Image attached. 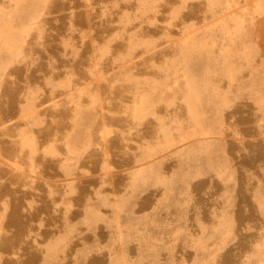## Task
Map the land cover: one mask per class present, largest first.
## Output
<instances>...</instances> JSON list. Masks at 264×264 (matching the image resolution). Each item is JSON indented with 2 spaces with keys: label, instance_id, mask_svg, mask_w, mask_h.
I'll return each mask as SVG.
<instances>
[{
  "label": "rangeland",
  "instance_id": "obj_1",
  "mask_svg": "<svg viewBox=\"0 0 264 264\" xmlns=\"http://www.w3.org/2000/svg\"><path fill=\"white\" fill-rule=\"evenodd\" d=\"M16 1L2 20L8 29L0 42V100L8 88L11 95L26 92L18 107L24 123L18 137L34 153L36 133L45 129V116L38 107L41 94L45 89H66L75 84L72 69L76 63L63 62L66 72L62 77L45 75L33 82L8 77V69L43 65L41 56L30 59L28 49L40 41L46 1ZM211 2V16L200 21L204 26L178 25L168 41L170 54L159 66L160 81L146 80L130 94L123 112L129 119V132H138L144 120H150L154 129L146 148L130 164L116 169L104 166L101 170L100 177H123L120 193L110 192L106 182H101L93 190L94 199L75 221L66 217L72 213V199L79 194L76 174L84 171L94 136L108 134L99 109L89 103L92 93L67 95L70 107L64 132L38 149L59 167L61 179L55 181V187L62 191L54 193L49 188L43 198L56 209H65L61 222L67 224V231L101 224L106 235L104 244L91 239L76 247L77 263L109 248L110 264H217L221 255L235 252L238 246L236 210L242 170L246 174L243 193L257 217V227L247 221L244 231H256L257 239L239 264H264V159L256 157L255 173L242 169L233 159L236 145L242 152L251 143L264 145V0ZM147 8H152L151 0ZM124 20L137 26L142 14L132 5ZM70 34L82 32L73 30ZM122 35L137 37L139 30L123 31ZM68 42L63 41V48L75 57L77 48ZM122 59L115 53L109 63L118 67ZM21 84L25 88H20ZM238 106L248 108L255 119L256 138H242L225 130V119ZM5 164L0 149V170ZM200 180L219 185L209 220L202 218V209L194 201L193 185ZM147 196L152 198L150 209L137 212ZM28 204L31 206V202ZM9 206L8 200L0 202V240L7 234ZM67 231L51 237L49 245L42 244L43 250L47 246L52 249L47 264H70L64 253L55 251L69 240ZM182 243L192 259H171ZM128 247H136L135 252H129ZM2 260L0 256V264Z\"/></svg>",
  "mask_w": 264,
  "mask_h": 264
},
{
  "label": "bare ground",
  "instance_id": "obj_2",
  "mask_svg": "<svg viewBox=\"0 0 264 264\" xmlns=\"http://www.w3.org/2000/svg\"><path fill=\"white\" fill-rule=\"evenodd\" d=\"M45 1L46 12L42 19L40 41L28 49L30 59L41 56L43 65L8 69L6 74L20 81L29 79L31 82L38 81L45 75L62 77L66 72L62 63L71 61L76 63V67L72 69L76 83L66 89H45L41 94L38 107L45 116V129L36 133L37 150L34 153L18 137V133L24 129L18 107L26 97V92L11 95L8 88L2 95L0 149L6 164L0 170V202L8 200L10 204L7 234L0 240L2 264H47L52 249L47 246L45 251L42 244L49 245L51 237L68 230L67 224L61 222V212L65 209H56L43 198L48 194L49 188H53L54 193L62 191L61 187H55V181L61 179L59 167L57 162L44 157L38 150L50 140L56 141L64 130L70 107L67 95L79 97L83 93L86 95L87 91L92 93V101L89 103L99 109L101 122L108 132L101 138L94 136L93 145L85 156L84 171L76 174L79 194L71 201V215L66 216L75 221L80 211L94 199L93 190L98 189L101 182H106L105 186L110 192L120 193L123 177H100L103 167L116 169L128 165L146 148L154 126L150 120H144V127L138 132H129V119L123 112L127 102L131 100L130 94L146 80L160 81L159 66L170 54L168 41L178 25L202 26L200 21L207 20L214 9L211 0H151V9L147 8L149 0ZM16 3V0H0V42L4 41L8 29L2 20ZM132 5L142 14V21L137 26L125 23L124 20ZM134 28L139 30L137 37L122 35L123 31ZM73 30L82 32V35L70 34ZM64 40L77 48L75 57L70 56L69 50L63 48ZM115 53L123 57L118 67L109 63ZM20 88H25V85L21 84ZM173 112L177 113V109ZM225 124V130L229 134H238L246 139L256 138V121L244 106L231 111ZM236 146L233 159L241 163L242 169L255 173V159H264V145L251 143L246 152ZM31 154L35 157H30ZM245 175L244 171H239L236 210L238 246L235 252L221 255L217 264H239L250 244L257 239L256 231H244L247 221L257 227L254 209L243 193ZM218 188V184H210L207 180H200L193 185L195 204L201 207L202 218L205 220L210 219L208 212L214 204L213 195ZM28 202H31V206ZM151 204L152 198L147 196L136 211L148 210ZM77 228L76 232L67 231L69 240L65 246L56 247L55 251L64 253L63 257L70 264H110L109 248L100 255L87 256L83 262H76V247L91 239L104 244L106 238L101 224H87ZM127 250L133 253L136 247H128ZM172 258L176 261L191 260L192 255L187 252L185 243H182L175 249Z\"/></svg>",
  "mask_w": 264,
  "mask_h": 264
}]
</instances>
